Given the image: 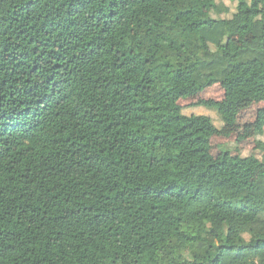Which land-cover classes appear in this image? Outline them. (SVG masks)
Instances as JSON below:
<instances>
[{
    "label": "trees",
    "instance_id": "16d2710c",
    "mask_svg": "<svg viewBox=\"0 0 264 264\" xmlns=\"http://www.w3.org/2000/svg\"><path fill=\"white\" fill-rule=\"evenodd\" d=\"M0 0V264H264V0ZM257 136H263L257 132Z\"/></svg>",
    "mask_w": 264,
    "mask_h": 264
},
{
    "label": "rangeland",
    "instance_id": "374dc122",
    "mask_svg": "<svg viewBox=\"0 0 264 264\" xmlns=\"http://www.w3.org/2000/svg\"><path fill=\"white\" fill-rule=\"evenodd\" d=\"M219 1L230 7L232 11L234 10V4L229 0ZM223 98L224 90L219 85H215L201 94L181 100L180 105L184 115H207L212 118L216 127L224 130L222 137L214 138V146L228 145L247 156L252 153L257 140L264 141V102L254 105L250 110L242 113L233 126L225 125L216 111L196 106L202 100L220 101ZM257 132L262 133L263 136H257Z\"/></svg>",
    "mask_w": 264,
    "mask_h": 264
}]
</instances>
